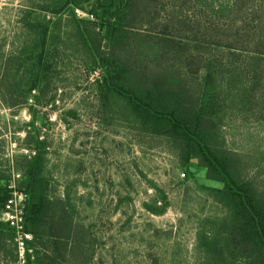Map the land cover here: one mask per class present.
Masks as SVG:
<instances>
[{"label": "rangeland", "instance_id": "obj_1", "mask_svg": "<svg viewBox=\"0 0 264 264\" xmlns=\"http://www.w3.org/2000/svg\"><path fill=\"white\" fill-rule=\"evenodd\" d=\"M51 1L0 0L1 67L6 59L17 56L23 46H34L30 44L34 33L23 28L22 23L37 18L50 22V27L54 24L57 18L39 9ZM262 3L159 0L154 25H164L176 12L182 17L179 21L186 23L196 20L202 11L211 16L235 5L246 6L245 17L252 21V7ZM77 15L90 18L81 11ZM62 18L55 49L52 47L46 58L53 66L48 94L34 90L23 108L5 107L0 98V184L6 185L12 173L18 172L17 184L25 189L28 176L23 159H29L31 151H38L36 141L42 142L45 149L39 152L46 161L50 197L65 206L72 218L69 245L74 254L69 256L68 264H200L203 253L196 246L198 231L209 230L210 221L226 213L207 188L221 184L208 183L204 169L183 165L167 139L141 131L122 112V99L111 97L103 102L96 89V80L103 72L92 69V60L77 36L68 37L72 29L68 15L63 14ZM158 26L155 32L161 33L163 28ZM191 34L183 35L195 36ZM139 43L130 47V56L126 58L129 63L140 61L137 65H146L155 76L160 61L149 44ZM167 68L172 69L165 65ZM31 78L32 74L27 72L22 92L26 93ZM234 79L238 81L233 76ZM190 83L186 87L195 91V97L208 93L209 89H200L201 84ZM262 89L264 77L260 76L256 90ZM239 109L233 105L232 111L225 113L222 126L209 140L235 155L243 175L261 191L264 102L251 111H246L248 106ZM260 110L262 114H254Z\"/></svg>", "mask_w": 264, "mask_h": 264}, {"label": "trees", "instance_id": "obj_2", "mask_svg": "<svg viewBox=\"0 0 264 264\" xmlns=\"http://www.w3.org/2000/svg\"><path fill=\"white\" fill-rule=\"evenodd\" d=\"M262 1L252 7V21L245 17L246 6L235 5L211 16L202 11L196 20L186 23L179 21L176 12L164 25H154L159 0L45 2L40 11L57 20L51 27L50 22L37 18L22 23L34 33L30 42L34 46H23L17 56L0 66V98L5 107L23 108L34 90L48 94L53 66L46 58L61 32L62 15H68L72 26L68 37L76 35L92 60V69L103 72L96 80L103 102L111 97L122 99V112L141 131L167 139L183 165H196L205 170L208 181L221 184L220 188H207L226 213L211 220L209 230L198 231L196 246L203 253L200 264H264V188L258 191L243 175L235 155L209 140L233 105L240 111L248 106L246 111H251L264 102V90H256L259 77H264ZM77 11L86 13L89 20L79 18ZM158 25L163 28L161 33L155 32ZM187 32L195 36L183 35ZM139 41L149 44L160 61L155 76L146 65L138 66L140 61L129 63L126 58L130 47L140 45ZM165 65H170L171 71ZM27 72L32 81L24 93L21 84ZM233 76L238 81H232ZM189 82L201 84L200 89H209V94L195 97V91L186 87ZM35 148V156L23 159L29 193L26 230L34 238L33 264H68L74 254L69 245L72 218L65 206L50 197L46 161L39 152L45 149L44 143L36 141ZM8 197L6 185L0 184V211ZM13 236L11 229L0 224V264L17 262Z\"/></svg>", "mask_w": 264, "mask_h": 264}, {"label": "built area", "instance_id": "obj_3", "mask_svg": "<svg viewBox=\"0 0 264 264\" xmlns=\"http://www.w3.org/2000/svg\"><path fill=\"white\" fill-rule=\"evenodd\" d=\"M35 154V151H31L29 157L35 156ZM18 178L19 173L13 172L10 180L6 184L9 197L0 211V224L6 225L14 234L13 244L17 253L16 264H33L35 252L31 243L34 238L26 230L29 193L18 186Z\"/></svg>", "mask_w": 264, "mask_h": 264}, {"label": "crops", "instance_id": "obj_4", "mask_svg": "<svg viewBox=\"0 0 264 264\" xmlns=\"http://www.w3.org/2000/svg\"><path fill=\"white\" fill-rule=\"evenodd\" d=\"M208 183L212 184L213 186H219V184L217 182L208 181ZM215 188H220V187H215Z\"/></svg>", "mask_w": 264, "mask_h": 264}]
</instances>
